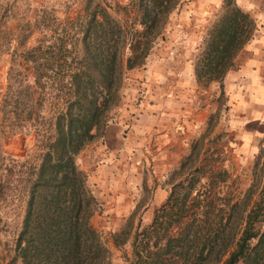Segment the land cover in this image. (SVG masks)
Listing matches in <instances>:
<instances>
[{
	"label": "trees",
	"instance_id": "16d2710c",
	"mask_svg": "<svg viewBox=\"0 0 264 264\" xmlns=\"http://www.w3.org/2000/svg\"><path fill=\"white\" fill-rule=\"evenodd\" d=\"M184 1L136 0L141 29L127 32L102 0H85L67 42L64 30L54 38H40L23 51L34 70L33 84L25 86L24 124L16 128L10 122L14 125L10 132H34L37 154L24 161L28 167L23 178L25 212L4 257L6 264H108L103 255L107 249L90 222L99 202L76 156L102 135L119 99L122 74L144 65L157 39H163L164 19ZM224 8L194 63L198 82L221 80L253 34L254 20L235 0H224ZM109 28L122 37L118 47L102 40ZM125 43L130 55L124 59ZM198 171L194 168L176 182L149 226L135 232L128 264H264V196L228 239V219L224 220L222 211L230 201L223 197L217 209L214 200V188L226 180L227 173L211 171L207 186L197 188L191 198ZM130 235L122 229L112 241L121 249Z\"/></svg>",
	"mask_w": 264,
	"mask_h": 264
},
{
	"label": "rangeland",
	"instance_id": "374dc122",
	"mask_svg": "<svg viewBox=\"0 0 264 264\" xmlns=\"http://www.w3.org/2000/svg\"><path fill=\"white\" fill-rule=\"evenodd\" d=\"M102 2L127 32L130 28L141 29L135 10L136 0ZM84 5L85 0H0V264L8 261L4 257L13 246L25 212L23 178L28 167L24 161L37 154L34 132L28 135L10 132V127L14 126L10 122H15L16 128L24 124L25 86L33 84L34 70L26 63L23 51L37 44L40 38H54L64 30L63 41L67 42L72 21L83 14ZM224 9L222 4L220 12ZM179 10L174 9L164 19L161 26L163 39H157L144 65L122 74L119 99L104 128L105 131L108 126H119L118 144L111 150L104 147L103 131L76 156V164L86 172L87 182L99 202L90 222L107 249L103 255L108 264H128L126 256H131V239L135 232L149 226L156 211L166 203L173 185L194 168H200V171L191 198L197 188L207 186L211 171L224 170L227 173L226 180L218 182L215 193H212L216 197L217 209L223 197L230 201L228 208L222 211L224 220L228 219V239L241 228L242 218L254 203L264 196V137L253 154L239 151V142L230 130L227 116L230 105L224 90V76L210 82H198L194 76L191 86L185 88L188 120L196 119L200 108L205 109L204 119H199V124L193 127L196 130L187 139L158 145L157 133L150 132L143 142H139L141 135L132 125L140 116L142 102L146 107L153 105L164 94L158 85L165 82V76L153 81L151 96H147L146 87L142 85L148 80L147 71L154 68L156 73L163 74L165 68L176 63L180 70L179 75H174V83L188 84V72H181L186 65L178 62L175 53L187 54L194 69L208 30L224 13L209 21H190L183 31L178 26ZM107 33L102 40L109 39L112 47H118L122 37L117 29L109 28ZM183 36L186 37L185 43L177 41ZM124 46L125 59L130 55V49L128 43ZM64 55L68 53L64 52ZM246 55L245 50L238 51L232 67L241 63ZM136 69L142 75L132 76ZM4 100L7 104L2 107ZM125 146L127 150L123 149ZM215 177L221 178L219 175ZM122 229L129 231L131 238L120 249L114 245L112 236Z\"/></svg>",
	"mask_w": 264,
	"mask_h": 264
},
{
	"label": "crops",
	"instance_id": "0c3cea01",
	"mask_svg": "<svg viewBox=\"0 0 264 264\" xmlns=\"http://www.w3.org/2000/svg\"><path fill=\"white\" fill-rule=\"evenodd\" d=\"M235 3L249 14L255 22V27L251 38L241 49L245 50L247 55L241 63L225 73L223 84L230 105V111L227 113L230 119V130L239 142L238 149L241 152L253 154L264 137V0H235ZM222 4L224 7V0H186L179 10V28L185 31L184 27L190 21H209L217 17L218 14L224 12H220ZM183 40H186V37L178 38L177 41ZM175 54L178 62H184L186 65V68L182 67L181 72L184 74L188 72L190 76L188 84L181 86L174 83V75H179L180 70L176 63L165 68V74L156 73L154 68L147 71L148 80L142 83L143 88L146 87L147 96H151L153 81L165 76V82L158 85L164 94L161 95V99H156L153 105L148 104L149 106L146 107L142 102L140 116L132 125L134 130L141 135L139 142H143L150 132L157 133L158 145L165 141L183 142L196 130L193 127L199 124V119H204L202 115L205 109L202 111L201 108L199 109L200 115L196 119L188 120L186 117L188 108L184 103L187 92L185 88L191 86L195 74L192 60L187 57V54ZM130 70L134 71L133 68ZM131 75L140 76L142 72L136 69V72H132ZM119 132V126H114L110 138L119 142ZM102 141L104 147L112 149L107 142L106 130ZM126 146L123 149L127 150Z\"/></svg>",
	"mask_w": 264,
	"mask_h": 264
},
{
	"label": "water",
	"instance_id": "95a60500",
	"mask_svg": "<svg viewBox=\"0 0 264 264\" xmlns=\"http://www.w3.org/2000/svg\"><path fill=\"white\" fill-rule=\"evenodd\" d=\"M106 138H107V142H108V145L111 147V148H114L113 146L115 145V144H118V141H116V140H112L110 137H111V131H113L114 130V126L112 127H107L106 129Z\"/></svg>",
	"mask_w": 264,
	"mask_h": 264
}]
</instances>
